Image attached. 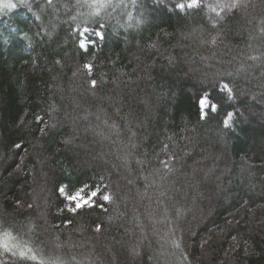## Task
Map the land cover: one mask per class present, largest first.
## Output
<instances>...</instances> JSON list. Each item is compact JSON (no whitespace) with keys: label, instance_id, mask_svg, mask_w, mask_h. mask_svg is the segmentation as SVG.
Here are the masks:
<instances>
[{"label":"trees","instance_id":"trees-1","mask_svg":"<svg viewBox=\"0 0 264 264\" xmlns=\"http://www.w3.org/2000/svg\"><path fill=\"white\" fill-rule=\"evenodd\" d=\"M3 2L17 8L0 10V225L65 264H264V0H106L99 15L92 0ZM99 105L119 156L66 144L69 113L92 122ZM216 150L213 175L184 188ZM97 186L110 202L70 211ZM0 264L34 262L0 249Z\"/></svg>","mask_w":264,"mask_h":264},{"label":"rangeland","instance_id":"rangeland-1","mask_svg":"<svg viewBox=\"0 0 264 264\" xmlns=\"http://www.w3.org/2000/svg\"><path fill=\"white\" fill-rule=\"evenodd\" d=\"M84 42L87 44V47L90 45V43L85 39ZM86 47V48H87ZM76 106V103L73 104ZM102 106L99 105L96 108V111H93V113H96L98 116H95V121L93 120L90 122L85 116L86 114H83L82 116L77 117V115L69 113V118H65L67 122H69V134L70 138L66 141V144L68 147H75L77 148H86V144L89 141L97 142L98 145L100 146L102 152L106 155H115L119 156L120 153L123 152V148L114 147V139H115V134L116 132L113 130L115 133L112 135V131H103L101 126H97L99 122H102V125L107 126V122L109 121L108 117H105L101 120L103 115L100 117L102 113ZM100 112V114H99ZM93 116V114H92ZM100 119H99V118ZM79 120L84 121L82 124L79 122ZM50 123V122H49ZM51 124V123H50ZM81 141H79L80 139ZM78 139V140H77ZM195 144L198 142L199 143V138L196 136L195 140H193ZM196 146H199L196 144ZM80 150V149H79ZM30 151V150H29ZM29 151L26 152V154L29 153ZM33 153L35 159L38 162V167L35 169V172L33 173V176L31 177V187L33 188V192L28 195V197H33L35 199V204L38 205L37 208L40 209L39 211L41 213H38L39 219H41L45 214L42 215L44 212L45 206L47 205V198L43 192L46 190L45 188L47 187V181H48V175L45 170V160H47V157L42 156V154H39V152H35L33 149L31 151ZM205 159H203V162L200 161V163H195L193 166L189 169V172L187 173V178L185 179V183L183 184V187L186 189H190L191 191L196 192L198 187L201 186L203 183V179L210 177V175H213L214 173V168L216 163L220 162V153L217 152V150L211 154H204ZM122 157V156H120ZM123 159V158H122ZM43 162V163H42ZM93 164L99 163V165L104 167H109L110 163L107 161V159L104 158H99L97 160H93ZM203 164L202 166L200 164ZM43 165V166H42ZM98 165V166H99ZM19 170L21 168H18ZM81 196H83L81 194ZM141 196V195H139ZM84 197V196H83ZM85 198V197H84ZM88 199V198H85ZM90 200V199H88ZM73 202V201H72ZM79 229H81L79 227Z\"/></svg>","mask_w":264,"mask_h":264},{"label":"snow or ice","instance_id":"snow-or-ice-1","mask_svg":"<svg viewBox=\"0 0 264 264\" xmlns=\"http://www.w3.org/2000/svg\"><path fill=\"white\" fill-rule=\"evenodd\" d=\"M21 3H25L26 0H20ZM107 7L106 0H92L91 7H94L97 9V11L94 13V15H99V9L102 5ZM199 0H190V2L186 5L185 3H177L176 8L183 11L185 7H193L198 6ZM242 4L240 3V0H234L232 5L230 7H241ZM17 8V4L14 2H3V0H0V10L2 9H9V10H15ZM101 27L103 25H100ZM83 31L87 33L89 31L88 28H84ZM96 35L99 37H103L102 32H96ZM212 43H215V40L211 41ZM81 48L87 47V44L82 40L80 44ZM85 68H87L89 71H91L90 65H85ZM96 81H92V85L95 86ZM218 86L221 91L226 92L228 94H231L233 89L227 82H219ZM201 105V118L206 119L207 113L211 111H215L217 108V105L212 104L211 101L207 96H204L201 98L200 101ZM232 114L230 113L228 115L229 119L231 118ZM225 126H228L227 120L224 122ZM43 131V130H42ZM106 187V186H105ZM59 191L63 194L65 192L64 187H61ZM92 200L85 199L83 196H81L80 193L68 196L67 199L70 201H73L75 203V207L70 208V211H77L79 209H83L86 206H92L96 207L97 205L93 202L97 197H99L100 200L104 202H110L111 201V195L107 194L106 192H102L100 187L97 186L95 190H93L90 193ZM101 209H103L104 205L99 204L98 205ZM101 226H97V231H100ZM0 249H2L5 253L10 254L12 256H17L21 259L28 260L31 262H34V264H65V262L59 257H48L45 258L43 255H41L38 251L34 250L33 247H31L28 244H22L18 237L15 236L12 232V230L9 228H4L2 225H0Z\"/></svg>","mask_w":264,"mask_h":264},{"label":"clouds","instance_id":"clouds-1","mask_svg":"<svg viewBox=\"0 0 264 264\" xmlns=\"http://www.w3.org/2000/svg\"><path fill=\"white\" fill-rule=\"evenodd\" d=\"M78 194V193H77Z\"/></svg>","mask_w":264,"mask_h":264}]
</instances>
